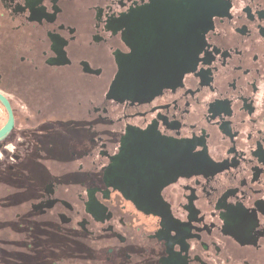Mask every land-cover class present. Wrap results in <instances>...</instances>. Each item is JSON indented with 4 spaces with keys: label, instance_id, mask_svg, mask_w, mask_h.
<instances>
[{
    "label": "flooded vegetation",
    "instance_id": "af4514ba",
    "mask_svg": "<svg viewBox=\"0 0 264 264\" xmlns=\"http://www.w3.org/2000/svg\"><path fill=\"white\" fill-rule=\"evenodd\" d=\"M0 95V264H264V0H0Z\"/></svg>",
    "mask_w": 264,
    "mask_h": 264
},
{
    "label": "snow or ice",
    "instance_id": "6c2138e0",
    "mask_svg": "<svg viewBox=\"0 0 264 264\" xmlns=\"http://www.w3.org/2000/svg\"><path fill=\"white\" fill-rule=\"evenodd\" d=\"M149 3H150V0H145V4H149ZM132 51H133V49H132ZM198 54H199V49L198 48L191 49L189 54H188L187 63L185 65L177 66L174 69V71L175 72H179L181 75H183L184 73H188V72H195L196 71L197 59H198ZM152 74H153V70L151 69V70L148 71V73L146 75H152ZM125 86L133 87L134 83H133V81L129 80ZM190 160L195 162L196 161V157L190 156Z\"/></svg>",
    "mask_w": 264,
    "mask_h": 264
},
{
    "label": "water",
    "instance_id": "95a60500",
    "mask_svg": "<svg viewBox=\"0 0 264 264\" xmlns=\"http://www.w3.org/2000/svg\"><path fill=\"white\" fill-rule=\"evenodd\" d=\"M118 85H119L118 81L116 80V82L113 83L112 89L113 90L116 89L118 87ZM0 101H1V103L3 104V106L6 108V110L8 112V120H7L6 124L0 130V139H2L13 128V117H12V113H11V110H10L9 103L1 95H0Z\"/></svg>",
    "mask_w": 264,
    "mask_h": 264
}]
</instances>
